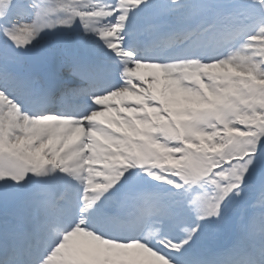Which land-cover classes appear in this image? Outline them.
<instances>
[{
  "label": "snow or ice",
  "instance_id": "snow-or-ice-1",
  "mask_svg": "<svg viewBox=\"0 0 264 264\" xmlns=\"http://www.w3.org/2000/svg\"><path fill=\"white\" fill-rule=\"evenodd\" d=\"M0 264H264V0H0Z\"/></svg>",
  "mask_w": 264,
  "mask_h": 264
}]
</instances>
